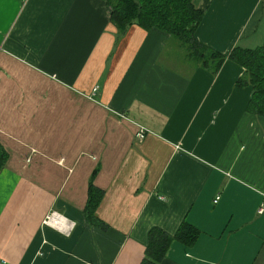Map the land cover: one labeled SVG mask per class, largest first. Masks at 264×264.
<instances>
[{
    "label": "crops",
    "instance_id": "obj_1",
    "mask_svg": "<svg viewBox=\"0 0 264 264\" xmlns=\"http://www.w3.org/2000/svg\"><path fill=\"white\" fill-rule=\"evenodd\" d=\"M194 2L198 43L224 57L264 47V0ZM110 13L0 0V264H142L149 232L183 222L197 241L160 264H264V117L247 110L243 69L213 73Z\"/></svg>",
    "mask_w": 264,
    "mask_h": 264
},
{
    "label": "trees",
    "instance_id": "obj_2",
    "mask_svg": "<svg viewBox=\"0 0 264 264\" xmlns=\"http://www.w3.org/2000/svg\"><path fill=\"white\" fill-rule=\"evenodd\" d=\"M110 8V21L120 32L136 25L149 31L160 30L170 35L185 51L188 58L198 62L205 69L216 73L226 60L243 69L237 85L251 87L247 105L249 113L264 117V47L240 49L235 47L228 57L210 50L198 43L195 31L203 11L194 0H103ZM6 161V154L0 147V169ZM101 193L90 189L87 215H93ZM199 231L183 222L176 234L170 237L160 230L152 229L148 234V245L142 264H160L173 242L185 247L192 246L199 237Z\"/></svg>",
    "mask_w": 264,
    "mask_h": 264
},
{
    "label": "built area",
    "instance_id": "obj_3",
    "mask_svg": "<svg viewBox=\"0 0 264 264\" xmlns=\"http://www.w3.org/2000/svg\"><path fill=\"white\" fill-rule=\"evenodd\" d=\"M94 90H96V89H94ZM146 133H147V130H146L144 127H142V126H139V127H138V131H137V133H136V135H135V138H136L138 141H141V140H143V138L145 137V134H146ZM218 199H219V197H216L215 202H216ZM262 212H263V208L261 207V208L259 209V213H262ZM54 217L57 218L58 216H55L54 213H51V214L47 215V216L45 217L44 224L46 225L48 222L52 221V220L54 219Z\"/></svg>",
    "mask_w": 264,
    "mask_h": 264
}]
</instances>
